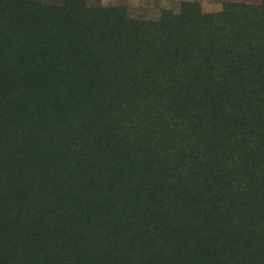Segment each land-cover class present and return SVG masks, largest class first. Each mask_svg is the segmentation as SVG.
<instances>
[{
  "label": "trees",
  "instance_id": "16d2710c",
  "mask_svg": "<svg viewBox=\"0 0 264 264\" xmlns=\"http://www.w3.org/2000/svg\"><path fill=\"white\" fill-rule=\"evenodd\" d=\"M0 264H264V0H0Z\"/></svg>",
  "mask_w": 264,
  "mask_h": 264
},
{
  "label": "rangeland",
  "instance_id": "374dc122",
  "mask_svg": "<svg viewBox=\"0 0 264 264\" xmlns=\"http://www.w3.org/2000/svg\"><path fill=\"white\" fill-rule=\"evenodd\" d=\"M46 3L62 0H43ZM91 4L127 5L135 16L151 18L157 16L163 8L178 9L183 1L199 2L207 12L221 11L226 2L256 3L259 0H88Z\"/></svg>",
  "mask_w": 264,
  "mask_h": 264
}]
</instances>
